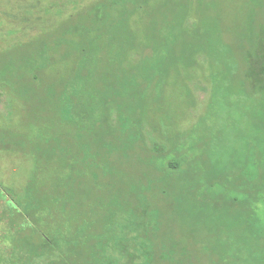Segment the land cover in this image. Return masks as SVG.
<instances>
[{
    "label": "trees",
    "instance_id": "obj_1",
    "mask_svg": "<svg viewBox=\"0 0 264 264\" xmlns=\"http://www.w3.org/2000/svg\"><path fill=\"white\" fill-rule=\"evenodd\" d=\"M145 1L100 0L60 29L3 53L0 87L16 86L35 108L29 133L6 135L5 147L36 158L35 205L22 209L11 202L10 224L30 236L42 255L65 264H100L98 241L120 206L133 215L144 249L138 261L131 254L133 264H264V242L251 250L247 239L257 221L253 200L264 193V172L248 176L241 168L230 180L220 173L203 178L193 167L195 157L183 150L184 132L147 119V99L163 94L164 81L179 62L194 66L208 51L209 64L215 62L208 34L185 35L175 19L188 7L172 0L171 18L153 25L144 45L149 51L133 53L138 38L131 22ZM163 23L165 36L158 31ZM255 24L225 47L224 66L228 80L249 94L264 95V19ZM62 44L69 47L63 58L74 55L78 67L62 89L50 81L40 87L35 80ZM30 67L33 78L27 75ZM44 172L50 173L48 179L43 180ZM217 185L237 195L225 192L217 198L212 193ZM46 211L70 231L64 244L55 237L60 229L43 220Z\"/></svg>",
    "mask_w": 264,
    "mask_h": 264
},
{
    "label": "rangeland",
    "instance_id": "obj_2",
    "mask_svg": "<svg viewBox=\"0 0 264 264\" xmlns=\"http://www.w3.org/2000/svg\"><path fill=\"white\" fill-rule=\"evenodd\" d=\"M96 2L100 0H0V65L5 58L3 53L42 38ZM180 2L188 8L175 20L181 23L185 35L208 34L215 63L209 64L210 51L205 52L204 58L194 66L179 62L165 79L163 94L158 96L157 91L155 96L147 99V119L163 128L167 126L184 132L183 150L195 157L193 167L199 176L212 178L220 173L230 180L242 172L241 168L248 176H257L258 171L264 172V95L249 94L244 86L228 80L224 57L225 47L232 40L243 33L248 34L256 21L264 19V0H172L170 3ZM168 3L169 0H146L136 11L131 22L138 38L133 53L142 56L149 51L144 50V45L152 35L155 21L166 16L170 19L167 8H176ZM165 26V23L159 26L162 36L169 33ZM62 45L63 49H56V59L45 63L43 75L35 80L40 82V87L47 88L50 81L55 83L54 88L62 89L74 68L78 67L74 55L63 58L64 50L69 47ZM118 48L119 42L116 50ZM179 51L180 46H177L176 52ZM187 73L191 75L187 76ZM27 75L33 78L34 69L28 68ZM5 83L7 87H0V264H65L62 258H49L39 253L33 239L24 232L19 234L10 224L11 202L22 209L35 205L31 186L35 179L36 158L17 148L5 147L6 135L29 133L35 108L16 86ZM78 83L89 84L83 80ZM70 90L68 87L67 92ZM60 99H64L63 93ZM63 113L67 114L66 111ZM194 144L199 148L193 149ZM42 177L48 179L50 173L44 172ZM214 188L212 193L217 198L225 192L230 196L237 195L231 190L224 192L222 186ZM253 204L257 221L250 232L252 237L247 238L251 250L264 242V193L256 197ZM43 220L51 223L53 230L60 229L55 237L64 244L70 236L66 225L57 221L52 211H46ZM133 221V215L120 206L112 212L98 241L100 264H133L131 254L136 255L137 261L144 258L142 241L136 237ZM248 254L253 257L256 253ZM230 264L253 263L241 260Z\"/></svg>",
    "mask_w": 264,
    "mask_h": 264
}]
</instances>
